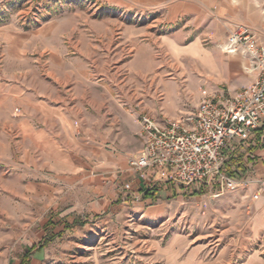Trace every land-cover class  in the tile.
I'll return each mask as SVG.
<instances>
[{"label": "rangeland", "instance_id": "rangeland-1", "mask_svg": "<svg viewBox=\"0 0 264 264\" xmlns=\"http://www.w3.org/2000/svg\"><path fill=\"white\" fill-rule=\"evenodd\" d=\"M177 1L187 3L0 0V264H168L161 253L170 244L214 258L260 241L239 194L209 197L196 186L198 195L179 191L167 205L158 193L146 202L117 192L134 190L119 177L134 173L127 159L145 142L141 112L161 122L225 89L204 49L218 42L249 64L224 49L228 26L172 15ZM35 97L82 107L67 113L66 149L60 118L24 116L23 101ZM224 263L237 262H211Z\"/></svg>", "mask_w": 264, "mask_h": 264}, {"label": "built area", "instance_id": "built-area-1", "mask_svg": "<svg viewBox=\"0 0 264 264\" xmlns=\"http://www.w3.org/2000/svg\"><path fill=\"white\" fill-rule=\"evenodd\" d=\"M224 49L248 59L247 68L255 72L251 82L229 94L221 90L203 97L194 111L161 122L149 112L140 113L145 142L127 163L146 190L161 183L235 190L251 181L226 168V147L232 152L247 145L263 124L264 38L248 25L234 23L227 28ZM124 186L131 188V182ZM250 196L264 201V180Z\"/></svg>", "mask_w": 264, "mask_h": 264}, {"label": "crops", "instance_id": "crops-1", "mask_svg": "<svg viewBox=\"0 0 264 264\" xmlns=\"http://www.w3.org/2000/svg\"><path fill=\"white\" fill-rule=\"evenodd\" d=\"M177 2H174L171 6L172 15L178 16L188 13L195 19L203 17L211 20L213 18L226 26L234 23H244L264 38V0H187L186 5ZM215 28L217 30L216 40L220 42L225 37V32L223 33L222 28L219 26ZM218 44V42H215L209 48L204 49L203 61L208 65L209 74L213 73L219 83L226 86L223 90L224 93L229 94L251 82L255 78V72L247 68L246 62L239 54L225 53L219 48ZM24 102L29 105L21 107L24 116H27V113H31L40 122H48V124L60 118L62 121V149H66L70 142L68 137H72L69 136L70 133L66 127L67 113L73 112L72 110H76L74 112L79 113L82 107H78L77 103H73V105L71 100L65 97L54 99L50 97H35L27 98ZM50 138L54 139L52 136ZM226 153L228 154L227 164L233 162L238 164V166L243 165L245 167L242 173H238L236 170H231L230 172L236 176L249 177L251 181L246 187L227 190L225 188L202 187L198 184L184 187L177 184L161 183L156 188V191L150 190L151 194L144 195L146 191L145 184L133 172L128 171L120 175L119 181L131 182V186L133 185L134 188V190L127 192L128 196H124L125 191H117L121 197H141L146 202L158 193V196L165 198L164 200L161 199L160 204L167 203V205H171L172 200L179 197V191L182 197H188L190 194L198 195L200 191L196 189V186L207 188L211 191L209 197L221 194L227 196L239 194L241 202L237 208H240V211L251 212V228L256 236L261 231L260 241L259 239L256 240L255 244L257 247L253 244L252 250L245 253L226 254L227 256L219 254L214 258L212 256L207 258L208 255L205 253L200 254L198 252L199 249L180 254L174 251L173 244H170V248L166 252L161 253V259L169 262L168 264H211L212 261L226 262L232 259L237 262L236 264H264V201L262 198L252 200L250 196L251 192L256 189L258 181L264 180V121L247 145L238 146L232 152L226 147ZM64 154L67 153L65 152ZM239 156L240 158H238ZM194 191L196 193H191ZM118 193L117 195H119ZM114 195H116V191L110 194L111 197ZM245 202L249 204L246 203V205L242 206ZM118 208L116 205L111 206L110 212L115 213ZM180 261L183 263H180Z\"/></svg>", "mask_w": 264, "mask_h": 264}, {"label": "trees", "instance_id": "trees-1", "mask_svg": "<svg viewBox=\"0 0 264 264\" xmlns=\"http://www.w3.org/2000/svg\"><path fill=\"white\" fill-rule=\"evenodd\" d=\"M191 193H196V192L194 191V192H191ZM149 194H151L150 190H146V191L144 192V195H149Z\"/></svg>", "mask_w": 264, "mask_h": 264}]
</instances>
